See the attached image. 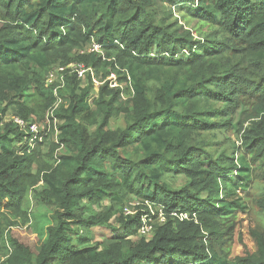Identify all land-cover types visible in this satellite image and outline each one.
<instances>
[{
  "label": "trees",
  "instance_id": "trees-1",
  "mask_svg": "<svg viewBox=\"0 0 264 264\" xmlns=\"http://www.w3.org/2000/svg\"><path fill=\"white\" fill-rule=\"evenodd\" d=\"M174 12L197 20V38ZM0 21V264H264V229L253 253L230 260L215 248L231 238L225 217L245 208L239 190H258L264 228V0H0ZM92 43L103 56L73 53ZM57 61L84 63L98 82L114 74L117 85L105 80L91 97V84L75 89L76 73L49 84ZM34 97L49 111L57 104L58 133L31 144L5 115L26 119ZM239 108V131L260 119L237 161L236 149L215 156L202 134L230 127ZM49 146L50 159L60 148L57 165L34 171ZM178 175L179 189L167 180ZM128 196L157 210L125 216ZM35 205L50 223L32 244L11 228ZM142 215L150 238L139 234ZM96 229L109 233L97 240Z\"/></svg>",
  "mask_w": 264,
  "mask_h": 264
},
{
  "label": "rangeland",
  "instance_id": "rangeland-1",
  "mask_svg": "<svg viewBox=\"0 0 264 264\" xmlns=\"http://www.w3.org/2000/svg\"><path fill=\"white\" fill-rule=\"evenodd\" d=\"M174 17L177 18V22L179 25H182L184 29L191 30V34L193 37L197 38L196 33L193 31L194 26L197 24V20L192 19L190 16L182 17L181 14L178 12H174ZM2 25V21H0V26ZM90 44H85L81 48L73 49V53H81V51L88 52ZM98 53H101L99 55L103 56L102 49ZM70 64H62L60 61H57L51 65L50 72H54V77H57L58 72L62 73V71H59V68L61 67H67ZM85 65V64H84ZM86 66V65H85ZM91 68V67H90ZM48 73V74H49ZM45 75V78L47 75ZM85 76L80 77L76 83L75 89L79 90L80 88H84L91 84V97H97L98 91L97 87L98 85L94 81V74H92V69L90 71H87L84 73ZM114 75V74H113ZM93 78L92 82H89V79ZM97 78V77H96ZM109 81V84H111L113 81H116V75L114 77L110 76L105 79ZM103 80V82L105 81ZM102 82V83H103ZM110 87H113L110 85ZM124 97L127 98V95L124 94ZM95 107V106H93ZM27 118L25 120L34 121L38 126L39 130L45 131L50 133L52 130H55V136L57 135L58 131L56 129V125H54L50 119L48 118L47 114L49 113V110L44 108V105L40 98L34 97L27 103ZM14 116H18L13 114L10 110L6 112L5 120H10ZM21 117V116H19ZM22 118V117H21ZM24 119V118H23ZM243 119V116L241 114V108H239L235 115L232 118L231 126L225 129H216L214 131L205 132L202 134V139L205 141L206 145L205 147L212 152L215 156L221 154V153H227L231 154L232 152L237 151L234 158L237 161L238 155H241V143H242V134L243 132L250 128L252 125V121L260 119L259 117L251 118L250 120H246L243 124L242 130H238V124ZM122 117H118L112 120L111 126L116 125H123ZM57 140V139H56ZM55 143V141H54ZM35 146L32 145V147ZM51 148H54V157L53 159H50L45 153L50 152V146L48 149H43L42 151H39L37 153V158L35 163L33 164L34 171H37L38 169H45L49 164H53V166L57 165L56 162V156H58V153L60 152V148H56L55 146H51ZM240 150V151H238ZM123 156H127L130 153H133L132 149H126L122 151ZM168 182L172 187L179 189L181 186H183L187 180L186 177L182 175H178L176 179H170L167 178ZM258 184H261L262 181H255ZM42 182H39L36 185L37 189L42 188ZM237 196L240 198L242 203L245 204L244 209H237L236 211L230 213L227 215V220L225 223L224 229H227L226 232L231 233L230 240L220 243L217 241L215 243V248L222 249L225 253H228V257L230 260L234 259L237 256H245L249 253H253L256 251V236L258 232H262L263 223L259 215V206H258V200H259V193L257 189L254 188H246L237 191ZM129 200H135L139 204L134 208L136 212H146L148 210L147 205L144 203L143 199H139L136 196H128ZM107 201L102 202V204H107ZM144 203V204H143ZM152 210L155 212L157 209L153 206ZM100 207L98 205L89 206L86 210L88 214H95L98 212ZM158 212H160V209H158ZM30 213V219L24 224L21 221L17 223V225L13 226L11 228L12 233L14 236H17L19 238H23L24 240H28L30 243L34 244L35 242H38V238L44 240L47 236V226L49 225V219L46 213L44 212V209L42 207H35L29 209ZM180 220L188 218V214H176L175 215ZM17 222V219H15ZM96 237L97 240L101 239L103 234H108V230L105 229H96ZM225 232V233H226ZM224 233V234H225ZM206 234V233H205ZM141 235V234H140ZM152 235V232H149L145 236L146 238H150ZM4 253H0V262L5 259Z\"/></svg>",
  "mask_w": 264,
  "mask_h": 264
},
{
  "label": "built area",
  "instance_id": "built-area-1",
  "mask_svg": "<svg viewBox=\"0 0 264 264\" xmlns=\"http://www.w3.org/2000/svg\"><path fill=\"white\" fill-rule=\"evenodd\" d=\"M87 51H96V52H99L101 51V46L100 44H97V43H92L90 46H89V50ZM81 53H83V51H81ZM91 68L90 67H87L84 65V63L82 62H75V63H72L70 64L69 66L67 67H61L59 68V71H62V73H59L57 74V77L53 78L54 77V72H50L48 75H47V83L49 84H53L55 82V80L59 79V82H60V86L62 87L63 86V75L65 73H68V74H72V73H76L77 75V78H80V77H83L85 76L84 73H86L87 71H90ZM112 77H114L113 74H111ZM94 81L97 85L101 84L102 82H98L95 78H94ZM111 86H116L117 83L116 81H113L111 84ZM56 92V90H55ZM57 104H55L49 111V113L47 114L48 118H49V115L50 116H53V109L56 107ZM14 124H16L22 131H25L28 135L32 134L31 138L29 139L30 140V143L32 144V141L34 140V138L41 132V130H39V126L35 123V122H32L30 120H25L19 116H14L12 118ZM55 119L53 118V123H55ZM34 145V144H33ZM144 203L147 205L148 207V212H150L151 215H153L155 212L152 210V204H150L148 201L144 200ZM139 203L136 202L135 200H129L123 207V214L125 216L127 215H133L136 213V210L134 209ZM157 219L160 221V222H163L164 221V217L162 215L161 212H158V217ZM152 218L151 216L149 215H142L141 216V224H140V227H139V234L141 235H146L148 234L149 232H152L153 230V225H152Z\"/></svg>",
  "mask_w": 264,
  "mask_h": 264
}]
</instances>
